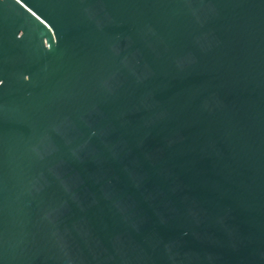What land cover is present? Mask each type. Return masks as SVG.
I'll list each match as a JSON object with an SVG mask.
<instances>
[{"label":"water","instance_id":"1","mask_svg":"<svg viewBox=\"0 0 264 264\" xmlns=\"http://www.w3.org/2000/svg\"><path fill=\"white\" fill-rule=\"evenodd\" d=\"M0 264H264V0H0Z\"/></svg>","mask_w":264,"mask_h":264},{"label":"clouds","instance_id":"2","mask_svg":"<svg viewBox=\"0 0 264 264\" xmlns=\"http://www.w3.org/2000/svg\"><path fill=\"white\" fill-rule=\"evenodd\" d=\"M3 82L2 81H0V84H2Z\"/></svg>","mask_w":264,"mask_h":264}]
</instances>
